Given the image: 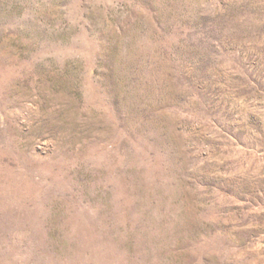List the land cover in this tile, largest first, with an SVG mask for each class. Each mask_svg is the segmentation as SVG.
<instances>
[{
  "label": "rangeland",
  "instance_id": "rangeland-1",
  "mask_svg": "<svg viewBox=\"0 0 264 264\" xmlns=\"http://www.w3.org/2000/svg\"><path fill=\"white\" fill-rule=\"evenodd\" d=\"M0 264H264V0H0Z\"/></svg>",
  "mask_w": 264,
  "mask_h": 264
}]
</instances>
